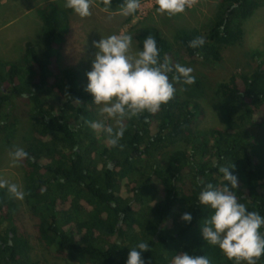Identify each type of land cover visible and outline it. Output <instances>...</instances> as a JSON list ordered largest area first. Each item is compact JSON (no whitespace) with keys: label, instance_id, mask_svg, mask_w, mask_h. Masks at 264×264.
Returning <instances> with one entry per match:
<instances>
[{"label":"trees","instance_id":"16d2710c","mask_svg":"<svg viewBox=\"0 0 264 264\" xmlns=\"http://www.w3.org/2000/svg\"><path fill=\"white\" fill-rule=\"evenodd\" d=\"M262 5L264 0H217L206 29L180 32L177 50L155 26L138 32L139 47L151 35L161 62L167 57L173 65H217L224 50L242 44V22ZM45 6L41 44L26 42L20 61H0V132L8 143L18 137V102L28 108L31 137L22 147L30 158L19 163L35 240L45 255L62 264H126L130 249L146 242L145 264H172L182 252L206 256L211 264H235L202 238L212 210L198 195L203 184L225 186L219 167L233 166L239 202L264 216V157L251 134L252 126L264 124V49L253 52L252 71H232L218 81L222 128L197 133L203 111L188 96L199 95L201 86L197 80L175 83L174 98L158 112L123 120L121 150L107 143L104 132L99 141L85 123L92 117L91 94L78 86L72 70L58 67L65 34L54 5ZM197 36L206 43L189 47ZM178 144L183 148L171 150ZM15 209L7 189H0V264H28L29 243ZM185 213L190 222L181 219ZM257 264H264V256Z\"/></svg>","mask_w":264,"mask_h":264},{"label":"rangeland","instance_id":"374dc122","mask_svg":"<svg viewBox=\"0 0 264 264\" xmlns=\"http://www.w3.org/2000/svg\"><path fill=\"white\" fill-rule=\"evenodd\" d=\"M47 3L54 5L60 31L65 34L63 45L56 56V63L62 70H72L76 74L78 86L86 88L88 84L86 73L91 71L92 60L97 51L93 47V41L98 42L101 38L112 34H133L132 51L135 53L141 50L137 38L138 32L148 26H155L177 50V36L180 32L189 30L203 32L206 29L214 14L217 0H197L191 8H186L184 12L175 15L159 13L155 0H139L140 8L129 16L122 15L119 9L124 0H111L108 12L103 10V4H100L99 0H94L90 8L92 14L84 18L65 8V0H0V61H20L26 42L35 46L41 44L40 14ZM48 5L45 12L51 13ZM242 30V44L224 50L219 64L210 66L201 62H182L183 66L194 69L192 75L201 86L199 95L188 96L197 102L203 111L195 127L199 134H206L213 128L223 127L221 104L215 95L218 81L232 71L248 73L255 68L256 60L253 52L264 49V5L242 22ZM93 99L90 95L87 100L92 116L90 121L103 119L106 124L115 126L113 120L98 115V106L93 103ZM18 103V137L8 143L4 133L0 132V179L18 184L25 192L24 171L20 163L17 167L10 166L9 157V152L14 147H22L31 137L28 108L25 101ZM91 132L99 141L106 139L101 136L102 131L91 129ZM251 134L257 140L261 155L264 157V124L252 126ZM176 148H183V144H178L171 150ZM11 198L16 206L14 214L17 215L20 227L29 243L28 264H62L46 256L42 246L35 240V219L30 215L25 197L23 200Z\"/></svg>","mask_w":264,"mask_h":264},{"label":"clouds","instance_id":"9594fccd","mask_svg":"<svg viewBox=\"0 0 264 264\" xmlns=\"http://www.w3.org/2000/svg\"><path fill=\"white\" fill-rule=\"evenodd\" d=\"M196 2L197 0H155L157 11L169 15L182 13ZM93 3L94 0H65L64 7L84 18L92 14L90 8ZM99 3L103 4L105 12L109 11L111 0H99ZM139 8V0H124L119 7L124 16L134 14ZM133 40V34L120 33L101 38L98 42L93 41V47L97 51L92 60L91 71L86 73L88 84L85 91L93 96V103L98 106V115L113 120L115 126L106 124L103 119L85 123L95 131L106 133L107 143L121 150L124 145L120 144V140L126 130L123 126L124 119L139 117L144 112L155 114L162 104H167L174 98L175 83H196L192 67L179 63L173 65L167 57L161 62L160 50L153 36L148 35L143 41L142 50L135 53L132 51ZM205 43V37L197 36L189 41L188 46L200 48ZM170 72H175L171 81L168 76ZM75 102L80 103L78 99ZM9 157L12 167H17L20 161L30 158L29 153L18 146L9 152ZM231 167H219L227 181L225 186L217 188L212 183H206L199 192V203L212 210L201 227L202 238L209 245L218 247L235 264H257L261 256H264V233L260 231L264 227V216L257 211H249L244 203L239 202L232 190L237 189L238 181L229 171ZM4 188L17 200H23L26 195L18 184L0 179V189ZM181 219L190 222L192 217L190 213H185ZM146 251H149V244L138 243L130 249L126 264H145L141 253ZM172 264H211V261L203 255L182 252L175 255Z\"/></svg>","mask_w":264,"mask_h":264}]
</instances>
